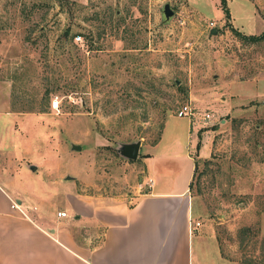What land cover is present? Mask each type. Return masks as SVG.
Returning <instances> with one entry per match:
<instances>
[{"label": "rangeland", "instance_id": "374dc122", "mask_svg": "<svg viewBox=\"0 0 264 264\" xmlns=\"http://www.w3.org/2000/svg\"><path fill=\"white\" fill-rule=\"evenodd\" d=\"M227 5L229 22L219 0H0V79L11 110L35 113L27 141L42 153L20 182L33 218L55 220L70 192L104 204L146 191L144 159L162 128L153 153L171 145L189 105L201 130L214 128L190 189L200 230L234 264H264V41L227 25L264 33V0ZM137 142L138 157H124Z\"/></svg>", "mask_w": 264, "mask_h": 264}, {"label": "crops", "instance_id": "0c3cea01", "mask_svg": "<svg viewBox=\"0 0 264 264\" xmlns=\"http://www.w3.org/2000/svg\"><path fill=\"white\" fill-rule=\"evenodd\" d=\"M10 104V82L1 78L0 264H234L221 255L216 239L200 230L190 194L195 161L211 152L212 128L201 130L200 122L191 117L179 133H173L170 146L153 153L160 148L162 128L159 141L144 159V171L152 182L146 191L139 184L132 197L104 204L94 197L66 193L64 211L57 212L66 217L56 213L57 221L45 215L35 219L19 195L24 193L20 182L26 165L30 171L35 167L28 158L42 155L35 136L27 141V123L31 118L36 123V115L11 110ZM36 129L34 124L33 133ZM34 202L37 210L46 203Z\"/></svg>", "mask_w": 264, "mask_h": 264}, {"label": "water", "instance_id": "95a60500", "mask_svg": "<svg viewBox=\"0 0 264 264\" xmlns=\"http://www.w3.org/2000/svg\"><path fill=\"white\" fill-rule=\"evenodd\" d=\"M162 22L163 24L169 23L171 18L174 16V12L170 9L168 4H165L161 10ZM210 34H216L214 29L211 30ZM140 148V143L137 142L135 144H125L121 148V153L124 157L130 160H135L138 157V152ZM35 170V167H33ZM20 204V203H19Z\"/></svg>", "mask_w": 264, "mask_h": 264}, {"label": "trees", "instance_id": "16d2710c", "mask_svg": "<svg viewBox=\"0 0 264 264\" xmlns=\"http://www.w3.org/2000/svg\"><path fill=\"white\" fill-rule=\"evenodd\" d=\"M219 5H220V9H221L222 13L224 14L226 21L229 22L230 13H229L228 5H227V0H219ZM227 25H229L233 34L243 42L260 43V42L264 41V33H262L260 35H246V34L241 33L236 28H233L232 26H230L229 23ZM213 130H214V128H213ZM199 146H200V143H198L197 147H199ZM196 168H197V160L195 161V171H196ZM193 177H194V175H193ZM191 187H192V182L190 184V189H191Z\"/></svg>", "mask_w": 264, "mask_h": 264}, {"label": "built area", "instance_id": "2783aa9c", "mask_svg": "<svg viewBox=\"0 0 264 264\" xmlns=\"http://www.w3.org/2000/svg\"><path fill=\"white\" fill-rule=\"evenodd\" d=\"M75 41H79L80 40V36L76 37L74 39ZM58 105H59V102L57 100H55L53 103H52V109H58ZM175 115L179 118H182V117H188V118H191L194 114H193V111H192V108L189 106V105H183L181 106L178 111L175 113ZM211 119V116L209 114H206L204 117H203V120H209ZM152 184L151 181H149L148 183V187H150ZM12 206L13 207H18L17 205H15L14 203H12ZM58 217H66L67 214L65 212H59L57 213ZM196 226H199V223H196L195 224Z\"/></svg>", "mask_w": 264, "mask_h": 264}]
</instances>
